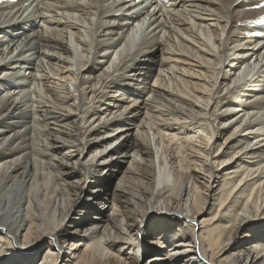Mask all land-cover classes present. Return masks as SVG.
<instances>
[{
  "label": "bare ground",
  "instance_id": "6f19581e",
  "mask_svg": "<svg viewBox=\"0 0 264 264\" xmlns=\"http://www.w3.org/2000/svg\"><path fill=\"white\" fill-rule=\"evenodd\" d=\"M255 4L0 5V264H264Z\"/></svg>",
  "mask_w": 264,
  "mask_h": 264
},
{
  "label": "rangeland",
  "instance_id": "374dc122",
  "mask_svg": "<svg viewBox=\"0 0 264 264\" xmlns=\"http://www.w3.org/2000/svg\"><path fill=\"white\" fill-rule=\"evenodd\" d=\"M199 34H201V33H199ZM195 121H196V122H195ZM195 121H194L195 123H200V120H199V119H196ZM194 122H193V123H194ZM156 159H157V162L160 164V160H162V159H161V155H158V156L156 157Z\"/></svg>",
  "mask_w": 264,
  "mask_h": 264
},
{
  "label": "snow or ice",
  "instance_id": "6c2138e0",
  "mask_svg": "<svg viewBox=\"0 0 264 264\" xmlns=\"http://www.w3.org/2000/svg\"><path fill=\"white\" fill-rule=\"evenodd\" d=\"M258 6L264 7V5H258Z\"/></svg>",
  "mask_w": 264,
  "mask_h": 264
}]
</instances>
